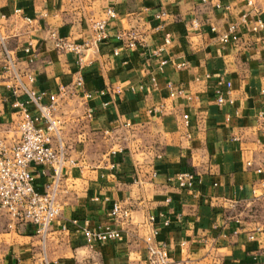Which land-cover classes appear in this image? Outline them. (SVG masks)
Listing matches in <instances>:
<instances>
[{
  "label": "crops",
  "instance_id": "obj_1",
  "mask_svg": "<svg viewBox=\"0 0 264 264\" xmlns=\"http://www.w3.org/2000/svg\"><path fill=\"white\" fill-rule=\"evenodd\" d=\"M253 2L0 0V38L17 67L35 74L36 91L66 90L58 114L76 161L46 240L0 208V264H145L150 215L158 241L183 264H264V29L253 30L264 21V0ZM107 9L116 13L109 37L84 50L81 65L77 54L56 50L51 31L80 43L91 33L89 20L105 18ZM232 24L238 40L224 43ZM3 61L0 39V73ZM0 76L5 129L16 109L7 74ZM32 170L43 192L50 170ZM185 171L196 175L192 188L170 180ZM116 204L130 217L115 220ZM86 224L118 228L122 237L91 248L80 230Z\"/></svg>",
  "mask_w": 264,
  "mask_h": 264
},
{
  "label": "built area",
  "instance_id": "obj_2",
  "mask_svg": "<svg viewBox=\"0 0 264 264\" xmlns=\"http://www.w3.org/2000/svg\"><path fill=\"white\" fill-rule=\"evenodd\" d=\"M249 5H253V0H248ZM17 12H20L17 10ZM106 17L100 19H90L91 33L82 42H73L68 37L61 36L56 31H51L50 36L54 41L58 52L70 51L78 55L80 65L83 62V51L86 49H96L109 37V20L116 17L113 9L105 11ZM165 13H159L161 18ZM29 23L32 18L25 17ZM196 22V21H195ZM197 25V22L195 23ZM236 25L229 26L224 32L221 40L224 43L231 39L238 40L236 35ZM264 29V21L257 20L253 26L254 31ZM215 30V28H213ZM128 36V46L135 45L136 35L130 33ZM124 34H118V39H123ZM3 48L2 74H7L5 88L14 97L12 106L16 109L15 115L5 129L0 128V208L7 212L12 223L27 222L35 227L36 234L46 240L55 221L62 213L63 204L60 196L67 168L75 165L76 161L69 153L62 138V131L65 121L58 114V105L61 93L66 90L63 87L58 93L48 94L35 90V74L30 68L24 70L17 67L18 58L5 43L3 37L0 38ZM170 43V37L165 39ZM31 57L30 62L36 59V54L32 53L30 46L25 49ZM115 54H118L116 49ZM166 61H162V64ZM184 64L177 65L178 67ZM0 80L1 76H0ZM81 83V79L78 80ZM231 87V83H228ZM26 98L21 100L20 97ZM218 102H225V97L219 95ZM1 110V108H0ZM184 120H188V115H184ZM10 132L17 133L16 139L9 137ZM251 163L249 162V165ZM32 165H40L50 170V181L43 192L36 188V175L32 170ZM264 172L263 169H258ZM170 180L180 188H192L196 183V175L193 172L185 171L171 177ZM112 216L115 220L127 219L130 212L122 208L119 204L114 205ZM155 217L150 215L148 224L150 230L145 237V264H183L169 255L167 245L158 241V229L154 226ZM73 224L78 225L77 220ZM66 230V225L62 226ZM85 233L87 245L91 248L95 243H107L118 240L122 237L118 228L106 227L91 230L86 224L80 227ZM94 264V263H89Z\"/></svg>",
  "mask_w": 264,
  "mask_h": 264
}]
</instances>
